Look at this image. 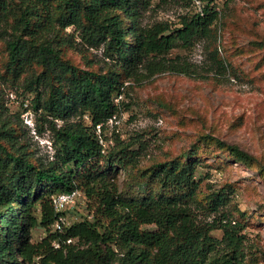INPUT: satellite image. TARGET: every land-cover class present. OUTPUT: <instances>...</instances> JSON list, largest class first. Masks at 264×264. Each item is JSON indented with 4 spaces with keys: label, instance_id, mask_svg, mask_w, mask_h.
Instances as JSON below:
<instances>
[{
    "label": "trees",
    "instance_id": "trees-1",
    "mask_svg": "<svg viewBox=\"0 0 264 264\" xmlns=\"http://www.w3.org/2000/svg\"><path fill=\"white\" fill-rule=\"evenodd\" d=\"M199 1L200 11L181 16L175 27L142 24L151 0H0L5 70L13 79L22 78L24 91L32 95L30 107L41 121L40 133H50L53 152L37 156L16 122L0 110V264L248 262L243 212L236 210L234 217L225 211V192L198 199L195 150L201 145L223 152L264 176L261 160L202 134L194 148L141 169V147L135 142L116 137L106 147L95 132L118 112L125 82H141L143 72L185 73L187 65L168 57L171 51L200 40L212 42L219 19L215 4L221 0ZM100 45L110 63L105 69L92 68L83 52L84 46ZM66 48L82 54L88 69L64 58ZM213 51L216 69L225 71L228 64ZM118 172H123L120 186ZM75 189L88 200L91 220L58 233L53 225L59 214L51 196ZM199 214L213 218L204 221ZM38 229L45 236L35 242ZM215 231L220 238L212 235ZM67 239L72 242L66 244Z\"/></svg>",
    "mask_w": 264,
    "mask_h": 264
},
{
    "label": "rangeland",
    "instance_id": "rangeland-1",
    "mask_svg": "<svg viewBox=\"0 0 264 264\" xmlns=\"http://www.w3.org/2000/svg\"><path fill=\"white\" fill-rule=\"evenodd\" d=\"M196 1L151 0L141 22L145 26L167 23L179 27L181 16L200 11L202 4ZM215 10L219 19L213 26L212 42L196 41L168 55L177 57L180 64L184 62L188 71L152 76L143 72L141 82H125L115 119L103 129L100 127V139L106 147L113 146L116 137L141 147V169L194 148L202 134L238 146L264 163V0H221ZM214 49L218 58L228 64L225 71L216 69ZM83 52L92 68L105 69L110 64L102 45L84 46ZM63 54L80 69H88L82 54L68 48ZM5 62L6 52L0 42V110L8 120L16 122L30 150L37 156H50L51 135L48 131L40 133L41 121L30 107L32 95L24 91L22 78L13 79L6 72ZM85 121L88 123L86 118ZM195 151L200 159L196 173L200 180L198 199L211 191L225 192L229 201L225 211L234 217H238L236 210L244 214L240 218L250 248L246 264H264V176L234 163L223 152L203 149L201 145ZM122 179L123 172H118L119 186ZM87 205L82 195L75 206L65 211L66 227L91 220ZM199 216L204 221L213 218ZM212 235L220 238L221 232ZM44 236L41 229L33 232L35 242Z\"/></svg>",
    "mask_w": 264,
    "mask_h": 264
},
{
    "label": "built area",
    "instance_id": "built-area-1",
    "mask_svg": "<svg viewBox=\"0 0 264 264\" xmlns=\"http://www.w3.org/2000/svg\"><path fill=\"white\" fill-rule=\"evenodd\" d=\"M197 2L196 0H192ZM119 97L118 99H120ZM111 119H115V115H113ZM100 125L96 126L95 132L100 138ZM102 140L100 139V143ZM83 194L80 190L75 189L70 192H65V193H58L53 196H51V204L53 207V210L59 214L58 220L54 223L53 228L54 230L58 231V233H62L64 231V227H66V218L64 215L61 213L66 211L68 208H71L75 206V204L78 202L79 197H81ZM72 242L71 239H67L65 241L66 244H70ZM54 248H58V243L54 242L53 243Z\"/></svg>",
    "mask_w": 264,
    "mask_h": 264
}]
</instances>
